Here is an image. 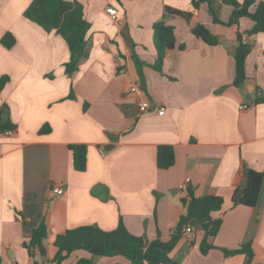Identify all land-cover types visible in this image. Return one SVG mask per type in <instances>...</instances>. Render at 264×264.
<instances>
[{"label": "crops", "instance_id": "1", "mask_svg": "<svg viewBox=\"0 0 264 264\" xmlns=\"http://www.w3.org/2000/svg\"><path fill=\"white\" fill-rule=\"evenodd\" d=\"M30 1L0 0V37L9 31L16 39L11 48L0 44V75L9 76L0 93V107L7 105L0 120L9 117L16 125L0 132L1 264H53L48 260L57 250L56 235L79 225L110 230L120 217L131 233L167 241L190 190L224 198L214 214L221 218L215 247L200 252L204 230L191 220L192 233L181 227L171 258L179 264H247L246 254L226 256L221 249L251 243V263H264V31L244 34L251 44L246 80L235 86L237 32L252 28L249 18L215 23L205 2L194 9L191 0H68L82 5L90 23L87 54L68 74L66 42L23 15ZM108 6L117 9L114 18ZM166 6L193 11L218 43L196 38ZM231 11L221 4L220 20L228 21ZM158 20L175 27L176 43L156 68L152 23ZM133 84L140 93L130 90ZM143 100L149 103L145 112L139 110ZM161 105L165 110L158 114ZM46 123L50 130L41 133ZM71 144L86 145L84 171L73 168ZM159 145L173 148L169 168L156 166ZM246 168L263 173L256 204L232 205ZM186 177L187 188L179 189ZM98 184L102 189L95 190ZM55 185L64 188L61 195L53 193ZM105 190L106 200L95 195ZM41 222L45 257L23 246ZM81 257L89 254L74 251L62 264ZM93 264L130 262L97 256Z\"/></svg>", "mask_w": 264, "mask_h": 264}, {"label": "trees", "instance_id": "2", "mask_svg": "<svg viewBox=\"0 0 264 264\" xmlns=\"http://www.w3.org/2000/svg\"><path fill=\"white\" fill-rule=\"evenodd\" d=\"M205 2L208 12L213 22L236 25L242 17H247L253 22L251 29L245 33L237 32V46L234 58L233 85L239 86L246 80L245 62L251 51V44L244 38V34L252 35L264 31V0H191L194 9H198L201 3ZM221 4L232 7L228 21L223 22L219 18ZM167 13L181 16L187 23L190 32L207 44L215 45L218 37L213 34L193 13V11H182L169 6L165 7ZM23 15L36 22L45 31H54L66 42L68 48V60L64 63L65 72H74L80 60L86 56V33L90 23L83 17L82 5L77 1L68 0H31ZM153 43L156 51L155 67H161L164 56L176 43L175 27L166 24L162 20L152 23ZM16 42L15 37L9 31L0 37V43L11 48ZM181 48L184 45H180ZM137 73L142 86H144V74L142 65L138 62ZM9 81L8 75L0 76V90ZM84 106L85 103H84ZM1 110H6L7 105L3 104ZM16 125L9 117L0 120V132L12 131ZM49 125L43 124L39 131L48 132ZM69 148L72 152V165L77 171H84L86 168V145L71 144ZM156 166L158 168H169L174 164V151L170 145H159L156 151ZM263 180V173L251 168L243 170L242 181L235 186L231 194V204H242L254 206L257 201L260 185ZM188 201L182 199L185 205V212L180 216L176 229L167 241L159 238L148 240L143 235H135L128 231L120 217L116 227L110 230L102 229L96 225H79L65 232L56 235L54 245L57 250L55 255L48 260L53 264H62L74 251H85L89 257L77 259L75 264H93V259L97 256H121L128 260L130 264H179L169 256V252L175 246L180 237V229L191 220L199 222L204 230V236L199 243V250L206 254L214 248L212 238L216 236L221 225V218L215 217L216 212H220L224 206V198L220 195L205 194L196 196L190 190ZM47 236L46 225L41 222L31 228V236L28 242H23L31 255L32 250H37L41 256H46L44 240ZM226 256H233L244 253L248 256L247 264L251 263L253 250L251 243H243L233 249H221ZM2 259L0 257V264ZM33 264H37L35 261Z\"/></svg>", "mask_w": 264, "mask_h": 264}, {"label": "built area", "instance_id": "3", "mask_svg": "<svg viewBox=\"0 0 264 264\" xmlns=\"http://www.w3.org/2000/svg\"><path fill=\"white\" fill-rule=\"evenodd\" d=\"M106 12L114 18L116 16V14H117V9L115 7H113V6H108L106 8ZM130 90L134 91V92H137V93L141 92L139 87L137 85H135V84L131 85ZM247 106H248L247 104L240 105L241 108H246ZM148 108H149L148 101L143 100V101L139 102V110L140 111L145 112V111L148 110ZM164 110H165V107L162 106V105L158 106L157 109H156L158 114H163ZM10 132L11 131L8 130L5 133H10ZM188 181H189V178L186 177L184 182H182V183H180L178 185V188L182 189V190L186 189L187 188L186 184L188 183ZM52 191H53L54 194L61 195L64 192V188L62 186L55 185V186L52 187ZM192 231L193 230H192L191 225L189 223H186L184 225V227H183V232H185L186 234H190V233H192Z\"/></svg>", "mask_w": 264, "mask_h": 264}, {"label": "water", "instance_id": "4", "mask_svg": "<svg viewBox=\"0 0 264 264\" xmlns=\"http://www.w3.org/2000/svg\"><path fill=\"white\" fill-rule=\"evenodd\" d=\"M101 186H102L101 184H98V185H96V187L94 189L95 190H100V189H102ZM92 194H95V193H92ZM95 195L98 196V198H100L101 200H106V198H107L106 190L104 192H102L100 195H97V194H95Z\"/></svg>", "mask_w": 264, "mask_h": 264}, {"label": "rangeland", "instance_id": "5", "mask_svg": "<svg viewBox=\"0 0 264 264\" xmlns=\"http://www.w3.org/2000/svg\"><path fill=\"white\" fill-rule=\"evenodd\" d=\"M0 44H1V43H0ZM1 45H2V44H1ZM0 76H1V75H0ZM8 82H9V81H8ZM8 82H7V83H8ZM7 83H6V84H7ZM6 84H5V85H6ZM1 90H2V89H1ZM1 90H0V93H1Z\"/></svg>", "mask_w": 264, "mask_h": 264}]
</instances>
